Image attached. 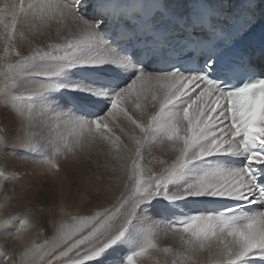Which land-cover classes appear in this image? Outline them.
Returning <instances> with one entry per match:
<instances>
[{
    "label": "snow or ice",
    "instance_id": "1",
    "mask_svg": "<svg viewBox=\"0 0 264 264\" xmlns=\"http://www.w3.org/2000/svg\"><path fill=\"white\" fill-rule=\"evenodd\" d=\"M0 108V264H264V0H0Z\"/></svg>",
    "mask_w": 264,
    "mask_h": 264
},
{
    "label": "bare ground",
    "instance_id": "2",
    "mask_svg": "<svg viewBox=\"0 0 264 264\" xmlns=\"http://www.w3.org/2000/svg\"><path fill=\"white\" fill-rule=\"evenodd\" d=\"M8 113H9V116H10V118L12 120V113L11 112H8ZM7 160H8L9 163H16L17 162L16 161V158L13 157V156H11V155H9L7 157ZM65 167H66L65 166V163L63 164V162H62L61 163L62 170H61V172L59 174H57L56 176H47V178H49V180H50V181L49 180L48 181L50 182L49 183V186H50L51 190L53 189L52 191H57L60 188L61 185L64 186V188H65L66 191L70 190V187L67 184V181H66V177L65 176L66 175L69 176V174L71 176H73V173L72 172H69V171H66V168ZM22 170L28 171V172L33 171L32 166L30 164H24ZM38 177H39L38 173H35V174L33 173L31 175H26L21 182L22 183H26V184L27 183H31V185H32V189L31 190H33V191H39L38 190L39 189L38 184H40L39 180H41V179H39ZM78 179H79V176H78ZM78 179H77V181H78ZM9 187H11V185H9ZM72 198H76L74 192H72ZM36 203L38 204L39 201L37 200ZM256 207H258V205H256ZM15 210H16V202L13 201V206L10 207L9 209H7V211H5L2 215L3 216L9 215L13 211H15ZM0 218H2V216H0ZM46 220H47V214L45 213L42 216V219L40 221V224H42ZM32 235H33L34 238H37L38 240H42L43 239V238H40L39 239V237L36 236V232L35 231H33ZM0 242H2V240H0Z\"/></svg>",
    "mask_w": 264,
    "mask_h": 264
},
{
    "label": "rangeland",
    "instance_id": "3",
    "mask_svg": "<svg viewBox=\"0 0 264 264\" xmlns=\"http://www.w3.org/2000/svg\"><path fill=\"white\" fill-rule=\"evenodd\" d=\"M0 122H3L5 125H7V126H11V123H12V120H11V118H10V116H9V113H8V111H6V110H4V109H2V108H0ZM101 163L103 162L102 161V159H101V161H100ZM62 163V162H61ZM63 164H64V162H63ZM65 168H66V171H69V172H72L73 173V176H71L70 174H69V176L68 175H66L65 177H66V181H67V184L69 185V187H70V190L72 191V192H76V184H77V179H78V176H79V172L78 171H76V170H74V166L73 165H71V164H67V163H65ZM31 173L33 174H35V173H38L36 170H33V171H31ZM39 179H41V180H39V182H40V184H38V187H39V191H41V190H43V189H45V188H47V189H49L50 191H52L51 190V188H50V186H49V178H47V176H40L39 175V177H38ZM49 180V181H48ZM48 182V183H47ZM45 222V221H44ZM43 222V223H44ZM43 223L41 224V225H43ZM50 233V229L49 230H46V232H45V236L46 235H48ZM45 236H39V239L40 238H45ZM42 239V240H43Z\"/></svg>",
    "mask_w": 264,
    "mask_h": 264
}]
</instances>
